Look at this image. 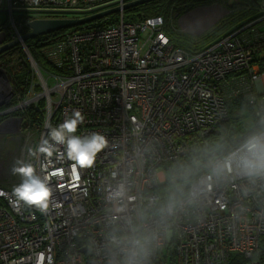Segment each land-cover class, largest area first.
I'll list each match as a JSON object with an SVG mask.
<instances>
[{
  "label": "built area",
  "instance_id": "1",
  "mask_svg": "<svg viewBox=\"0 0 264 264\" xmlns=\"http://www.w3.org/2000/svg\"><path fill=\"white\" fill-rule=\"evenodd\" d=\"M131 1L0 0V8L14 17L8 19L9 39L5 29L0 39L19 38L28 51L23 25L119 7L114 23L66 29L47 45L43 53L53 69L33 62L43 92L7 109L40 107L42 134L46 123L59 124L78 109L85 116L81 133L115 137V155L106 163L138 160L147 175L184 158L193 138H205L229 117L235 99L254 94L257 103L264 102V72L256 60L264 57V32L253 37L237 30L190 52L172 44L162 15L127 21L124 5ZM17 12L31 16L17 20ZM262 20L264 14L253 23ZM252 30L257 35L258 29ZM6 96L0 93V105L7 103ZM133 119L142 127H130ZM100 176L99 169L84 170L82 182L72 186L67 177L54 180L53 204L61 209L47 215L16 203L12 191L0 185V264H35L38 252L45 253L44 264H103ZM263 237L264 185L249 187L236 179L215 186L171 218L150 264H261L256 255ZM92 241L95 250H90Z\"/></svg>",
  "mask_w": 264,
  "mask_h": 264
},
{
  "label": "clouds",
  "instance_id": "2",
  "mask_svg": "<svg viewBox=\"0 0 264 264\" xmlns=\"http://www.w3.org/2000/svg\"><path fill=\"white\" fill-rule=\"evenodd\" d=\"M0 110L5 109L0 105ZM245 113L238 130L197 141L184 158L145 175L138 160L106 163L115 155V137L103 131L81 133L85 116L74 109L63 122L46 123V133L27 148L26 158L13 163L10 171L19 182L12 196L42 215L59 212L61 206L53 204V181L65 182L67 177L72 186L82 182V171L99 169L103 264H150L168 221L198 204L215 186L236 179L249 187L264 185V102L248 95ZM130 127L142 124L133 119ZM89 247L95 250L97 243ZM43 257L45 253H36L35 264H44Z\"/></svg>",
  "mask_w": 264,
  "mask_h": 264
},
{
  "label": "trees",
  "instance_id": "3",
  "mask_svg": "<svg viewBox=\"0 0 264 264\" xmlns=\"http://www.w3.org/2000/svg\"><path fill=\"white\" fill-rule=\"evenodd\" d=\"M263 2L264 0H149L126 9L125 19L127 21H135L149 16L162 15L165 19L166 31L172 44L190 52H197L203 49L206 45L216 41L218 38L237 30H242L244 34H250L253 37L259 36L260 32H264V20L255 23L253 22L264 14V12L261 13V4ZM215 3L223 5L227 9V14L203 32L195 35L183 31L177 26L176 19L181 17L185 12ZM28 12L32 13V11ZM28 12L26 15L23 12H17L15 16L17 20L27 19L31 16ZM117 19L118 16L112 14L108 17L97 20V22L93 21L87 24L78 25L71 29L77 30L83 27H92L95 24H112ZM6 21L7 17L0 20V30L4 28L8 32L9 25L8 21ZM252 28L258 29L257 35L253 34L254 31ZM27 30V26L23 25V31ZM65 31L67 30L54 31L48 34L38 35L34 39L29 38L25 41L27 50L33 56L40 69H52V65L45 57L43 50L47 45L59 40ZM23 49L24 46L18 44L0 55V66L5 70L12 89V98L9 104L12 103L15 105L26 99L31 90H33V87L36 91L40 90L39 86L35 85V74L24 52L26 50ZM256 60L260 63L261 71L264 72V57H257ZM245 98L246 97H239L232 101L229 105V117L220 122L205 138H193L191 146L197 141L213 138L219 135L223 130H238L242 123L240 112L245 108ZM42 105L43 101L40 102V106ZM248 107L251 106L249 105ZM17 110V115H20L23 118L24 125H28L30 130L42 128L44 115L40 107L29 106ZM2 186L7 187L6 185ZM256 257L261 261V264H264V237L260 241V248Z\"/></svg>",
  "mask_w": 264,
  "mask_h": 264
},
{
  "label": "rangeland",
  "instance_id": "4",
  "mask_svg": "<svg viewBox=\"0 0 264 264\" xmlns=\"http://www.w3.org/2000/svg\"><path fill=\"white\" fill-rule=\"evenodd\" d=\"M28 11H32V13L35 12V10H28ZM0 12H5V13H0V20L5 19L6 17H7V21L8 19L9 21H12V19H14V17H11V14L6 9L0 8ZM226 14H227V9L219 3H215L212 5H206V6H201L199 8H194L192 10L185 12L181 17L176 19V24L181 30L196 35L203 32L207 28L211 27L215 23H217ZM27 28H28L27 32H29L30 31L29 25H27ZM24 52L26 54L28 62H30L33 68L35 79H37L34 69V63H33V62L36 63V61L33 58V56L29 53V51H24ZM35 85H38L40 90L36 91L33 87V90H31V92L29 93L26 99H31L34 96H36L37 93L43 92L42 87L39 85L37 80H35ZM11 91L12 89L9 84V81L5 78H2V81H0V93L3 96L7 95L5 97L7 103L1 105L3 109H7L14 105L12 103L9 104L12 98V95H10ZM24 108H19V109H24ZM3 111H8V109ZM17 112L18 110L15 112L8 111L7 113L3 114L0 117V185H6L7 187H9L8 189L11 191L13 186L19 182V177L13 176L10 171L13 163L19 158H26L27 148L34 146L39 141L43 132V123H42V128L30 130L28 125H24L23 118L20 115H17ZM240 114L242 117L241 118L242 121L246 115L245 108L242 110V112H240Z\"/></svg>",
  "mask_w": 264,
  "mask_h": 264
},
{
  "label": "water",
  "instance_id": "5",
  "mask_svg": "<svg viewBox=\"0 0 264 264\" xmlns=\"http://www.w3.org/2000/svg\"><path fill=\"white\" fill-rule=\"evenodd\" d=\"M146 1H149V0H133V1L124 5V10L128 9L131 6H134V5H137L139 3L146 2ZM119 9H120L119 7H113V8L106 9V10L100 11L98 13L87 15V16L81 17V18L37 19V20H34V21L28 23V25L30 27V31L27 32L25 35H23L22 39H23V41H26L27 39L34 38L38 35H44V34L52 33L54 31L70 29V28H73L77 25L88 23L90 21H93L96 19H101L103 17H106L108 15L116 13ZM19 43H21V39H19V38H15L11 41H6L5 38L0 39V54L5 52L6 50H8L11 47L18 45ZM0 75H2L3 78L8 80L7 74L1 66H0ZM10 95H12V92L10 93ZM1 104H3V102ZM5 113L6 112H4V114Z\"/></svg>",
  "mask_w": 264,
  "mask_h": 264
},
{
  "label": "bare ground",
  "instance_id": "6",
  "mask_svg": "<svg viewBox=\"0 0 264 264\" xmlns=\"http://www.w3.org/2000/svg\"><path fill=\"white\" fill-rule=\"evenodd\" d=\"M4 33H5V38H6V39H9V37H10V36H9V33H8L7 31H5ZM23 35H25V34H23ZM23 35H22V37H23ZM26 47H27V46H25V48H26ZM26 49H27V48H26ZM35 80H37L38 82H42V79H41V78L34 79V81H35Z\"/></svg>",
  "mask_w": 264,
  "mask_h": 264
}]
</instances>
